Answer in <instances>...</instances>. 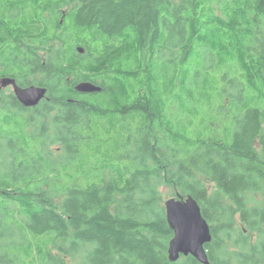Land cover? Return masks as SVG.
<instances>
[{
  "label": "trees",
  "instance_id": "1",
  "mask_svg": "<svg viewBox=\"0 0 264 264\" xmlns=\"http://www.w3.org/2000/svg\"><path fill=\"white\" fill-rule=\"evenodd\" d=\"M22 49L53 87L102 91L57 118L87 185L52 179V197L19 162L39 129L3 115L0 163L22 176L0 167V264H202L169 259L164 184L201 205L211 264H264L243 238L264 224V0H0V60Z\"/></svg>",
  "mask_w": 264,
  "mask_h": 264
},
{
  "label": "flooded vegetation",
  "instance_id": "2",
  "mask_svg": "<svg viewBox=\"0 0 264 264\" xmlns=\"http://www.w3.org/2000/svg\"><path fill=\"white\" fill-rule=\"evenodd\" d=\"M14 54L16 58L11 61L0 60V126L2 124V129L7 127L6 123L3 122L4 114H7L8 111L19 109V112L27 120L25 122L26 131L39 129V138H35V136L34 140L30 137L28 140L26 138L23 147H20L24 154H26V157L19 162H23L26 167L32 166L33 176L31 179L38 180L37 182H32L34 185L37 183L40 185V182L45 179H50L52 184V143H49L50 152L46 148L42 132L44 130L57 129V118H62V115H65L66 111L71 109V104H87V100L80 98V96L86 93L78 91L79 93L69 95L65 92V85L55 88L46 79L41 80L39 59H35L36 55H39V52L29 51L27 54L31 57L30 60L27 59V55L23 49L21 55H19V50L10 55ZM30 86H43L48 89L46 95L36 105L26 106L19 100L16 94V87L26 88ZM60 125L71 127L68 120L60 123ZM43 192L49 193L52 197L51 186ZM186 256L189 255L182 254L180 259Z\"/></svg>",
  "mask_w": 264,
  "mask_h": 264
},
{
  "label": "water",
  "instance_id": "3",
  "mask_svg": "<svg viewBox=\"0 0 264 264\" xmlns=\"http://www.w3.org/2000/svg\"><path fill=\"white\" fill-rule=\"evenodd\" d=\"M78 51H85L82 46ZM47 87H16L19 100L26 106L36 105L47 92ZM76 89L80 92H100L102 87L92 81H82ZM166 216L174 236L169 243V259L176 262L181 255H192L202 264H211L207 244L212 242L213 235L208 220L202 213V207L193 196H171L164 200Z\"/></svg>",
  "mask_w": 264,
  "mask_h": 264
},
{
  "label": "rangeland",
  "instance_id": "4",
  "mask_svg": "<svg viewBox=\"0 0 264 264\" xmlns=\"http://www.w3.org/2000/svg\"><path fill=\"white\" fill-rule=\"evenodd\" d=\"M28 41V39H27ZM83 45V44H82ZM85 46V45H83ZM86 47V46H85ZM39 54L41 55L44 50H40L38 51ZM84 53V52H83ZM42 57V56H41ZM42 62H45L46 59H41ZM85 134H89L90 132L85 129L84 130ZM57 137H60V135L57 133V130L54 129V130H45V139H44V142L45 145H46V148L48 151L51 152V149H50V145L49 143H52V156H53V168L54 170L52 171V179L53 180H56V179H59V180H56L58 183H63V184H66L67 186L70 185V184H79L81 185L82 187H85L87 185V180H81L80 177H77L80 175V173H78V166L81 165V163L83 162V159L81 158V156L79 155V158H78V161L72 165H68V164H71V160L74 158V154H73V151L75 149H73L74 146H71V149L69 151H66L65 150V145L63 146V144L60 142V141H56L54 143V138H57ZM35 138H39V135L36 134L35 135ZM36 143H39V142H36ZM98 142H91V145H90V148L93 150V149H96V144ZM84 144V143H83ZM86 146V145H85ZM77 147H80V146H77ZM75 147V148H77ZM14 149V148H12ZM134 149V144H132L131 146H129L128 148H124L121 150V153H126L128 150H132ZM6 152V151H5ZM92 154L95 155L94 158H90L87 162V164L85 165V167L81 170V173L82 172H91L90 170L93 169V167L96 166L97 164V159L99 158V155H98V152L96 151H90ZM10 154L14 155V151H9ZM101 158V157H100ZM66 163V165H65ZM7 164V163H6ZM0 167L1 169H4V170H15L17 171L16 169V166L14 164V160L12 161L11 160V163L9 165L8 168H5L2 163H0ZM101 167V166H100ZM95 170V168L93 169V171ZM89 171V172H88ZM19 172V171H17ZM20 176H22V174L19 172ZM69 174L71 175H74L76 177H71L69 176ZM103 175V172H100L99 174V178H101ZM59 176V177H58ZM80 181V182H79ZM51 183V180L50 179H45V180H42L40 182V190H45L47 188H49L50 186L52 187V184L50 185ZM30 185H34L33 183H30ZM161 190H162V196L165 199L173 196V194L175 193V188L173 187V185H170V184H164L162 187H161ZM254 197L256 199H259L260 200V194L259 193H255L254 194ZM64 198V195L63 194H60V197H59V201H62ZM59 206V205H58ZM238 222L241 223V220H238ZM242 224V223H241ZM242 227H245V225L243 224ZM264 230V224L260 226V228H256L254 230H251V232H248V230H245L244 233L246 234L243 238L248 241V242H252V243H256L257 241H259L261 238H264V236L261 235V232ZM248 232V233H247ZM180 262H183L184 261V258L182 259H179Z\"/></svg>",
  "mask_w": 264,
  "mask_h": 264
},
{
  "label": "bare ground",
  "instance_id": "5",
  "mask_svg": "<svg viewBox=\"0 0 264 264\" xmlns=\"http://www.w3.org/2000/svg\"><path fill=\"white\" fill-rule=\"evenodd\" d=\"M84 52V50L83 51H81L80 53H83ZM78 91V90H77ZM90 93H93V92H90Z\"/></svg>",
  "mask_w": 264,
  "mask_h": 264
}]
</instances>
